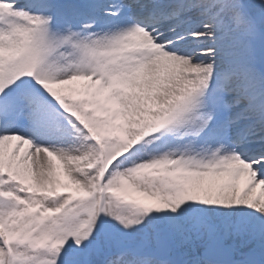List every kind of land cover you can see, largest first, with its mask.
<instances>
[{"label":"snow or ice","instance_id":"obj_1","mask_svg":"<svg viewBox=\"0 0 264 264\" xmlns=\"http://www.w3.org/2000/svg\"><path fill=\"white\" fill-rule=\"evenodd\" d=\"M0 264H264V0H0Z\"/></svg>","mask_w":264,"mask_h":264}]
</instances>
